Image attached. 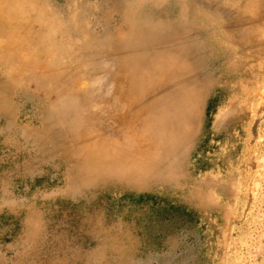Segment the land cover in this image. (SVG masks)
I'll return each instance as SVG.
<instances>
[{"label": "rangeland", "instance_id": "obj_1", "mask_svg": "<svg viewBox=\"0 0 264 264\" xmlns=\"http://www.w3.org/2000/svg\"><path fill=\"white\" fill-rule=\"evenodd\" d=\"M0 6V264H264V0Z\"/></svg>", "mask_w": 264, "mask_h": 264}, {"label": "bare ground", "instance_id": "obj_2", "mask_svg": "<svg viewBox=\"0 0 264 264\" xmlns=\"http://www.w3.org/2000/svg\"><path fill=\"white\" fill-rule=\"evenodd\" d=\"M1 2V0H0ZM5 12L2 10V7L0 6V34L4 32L5 29H7V25H9V17H6Z\"/></svg>", "mask_w": 264, "mask_h": 264}]
</instances>
